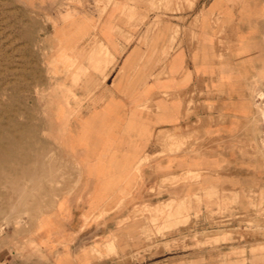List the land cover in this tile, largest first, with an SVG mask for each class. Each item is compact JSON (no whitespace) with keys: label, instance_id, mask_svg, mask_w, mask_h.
I'll return each instance as SVG.
<instances>
[{"label":"crops","instance_id":"crops-1","mask_svg":"<svg viewBox=\"0 0 264 264\" xmlns=\"http://www.w3.org/2000/svg\"><path fill=\"white\" fill-rule=\"evenodd\" d=\"M58 1L43 0L42 15L57 41L48 51L51 84L73 91L67 99L59 89L57 118L69 119L73 142L61 147L74 174L44 214L38 255L6 264H85L115 238L123 248L141 243L121 223L136 209L210 190L235 211L264 209V0H110L100 14L83 0L63 19ZM169 240L171 250L157 247L154 261L127 248L95 264L237 261L191 240L182 247L177 234ZM248 249L244 264H264Z\"/></svg>","mask_w":264,"mask_h":264},{"label":"rangeland","instance_id":"rangeland-1","mask_svg":"<svg viewBox=\"0 0 264 264\" xmlns=\"http://www.w3.org/2000/svg\"><path fill=\"white\" fill-rule=\"evenodd\" d=\"M109 2L93 0L91 8L100 14ZM82 3L83 0L58 1L55 17L63 19L65 14L77 13V6ZM42 4L43 0H0V142L5 141L3 130L13 128L16 137L23 140L13 156L14 164L19 168L29 162L39 177L29 181L18 170L14 176L21 185L27 186V195L17 191L11 199L6 197L5 183H0V264L38 255L35 237L46 226L43 221L47 215L44 214L57 207L59 194L71 184L68 180L74 174L61 147L68 137L70 143L73 142L72 134L64 133L69 119L57 118L59 89L67 99L73 91L51 84L56 82L53 80L56 71L48 69V61L53 57L48 51L49 48L51 53L54 51L57 41L47 36L43 22H47L48 16L43 18ZM258 109L264 121V101ZM259 139L264 147V130ZM178 147L169 143L168 150ZM221 194L210 190L195 195L194 199L136 209L121 223L134 228L141 243L131 242L123 248L116 245L115 238L103 248L91 249L90 259L85 264L120 258L127 248L129 257L142 261L140 253H145L154 261L159 251L157 247L171 250L169 239L175 234L182 247L185 240H191L193 247H208L210 254L217 252L215 257L222 262L234 257L235 264H244L248 248L252 255L264 256V209L255 207L251 213L232 214L236 209L232 204L213 201ZM203 203L207 209L204 216L200 213ZM214 205L219 207L216 212L211 210ZM225 212L227 218L218 220L216 216ZM262 260L264 262V258Z\"/></svg>","mask_w":264,"mask_h":264},{"label":"bare ground","instance_id":"bare-ground-1","mask_svg":"<svg viewBox=\"0 0 264 264\" xmlns=\"http://www.w3.org/2000/svg\"><path fill=\"white\" fill-rule=\"evenodd\" d=\"M3 132L5 133L6 137L3 143L0 142V157L2 158L0 160V183L1 181L5 183L7 190L6 197L11 199L13 194L17 191H21L22 195H27V192H25L27 186L25 184L21 185L19 180L14 176L18 170H20V172L23 174L22 176H24L29 181L38 180L39 177L37 176L36 171L32 169L29 162L23 163L19 167L20 169L14 164L13 156L16 154L23 140H20L16 137L14 129L10 126L6 127Z\"/></svg>","mask_w":264,"mask_h":264},{"label":"built area","instance_id":"built-area-1","mask_svg":"<svg viewBox=\"0 0 264 264\" xmlns=\"http://www.w3.org/2000/svg\"><path fill=\"white\" fill-rule=\"evenodd\" d=\"M226 214H228L227 212H225V213H223V214H221V215H218V216H216L217 218H218V220H220V218H222V220H224L223 218H227L225 215ZM232 214H235V215H237V214H240V212L239 211H234V213H232Z\"/></svg>","mask_w":264,"mask_h":264}]
</instances>
